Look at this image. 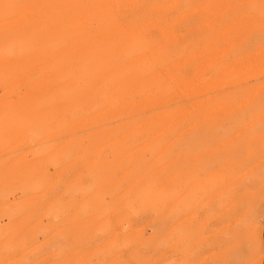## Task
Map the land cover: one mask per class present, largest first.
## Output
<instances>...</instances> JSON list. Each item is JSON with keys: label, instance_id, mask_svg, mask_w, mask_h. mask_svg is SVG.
I'll use <instances>...</instances> for the list:
<instances>
[{"label": "rangeland", "instance_id": "rangeland-1", "mask_svg": "<svg viewBox=\"0 0 264 264\" xmlns=\"http://www.w3.org/2000/svg\"><path fill=\"white\" fill-rule=\"evenodd\" d=\"M0 264H264V0H0Z\"/></svg>", "mask_w": 264, "mask_h": 264}]
</instances>
